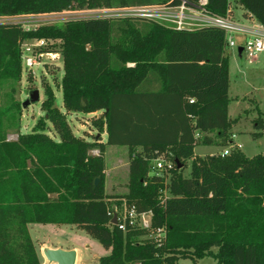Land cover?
I'll use <instances>...</instances> for the list:
<instances>
[{
    "label": "trees",
    "instance_id": "16d2710c",
    "mask_svg": "<svg viewBox=\"0 0 264 264\" xmlns=\"http://www.w3.org/2000/svg\"><path fill=\"white\" fill-rule=\"evenodd\" d=\"M207 1V10L219 16L228 14L234 1L264 27V0ZM179 3L0 0V16ZM43 38L61 42L64 110L102 112L97 127L104 125L106 142L74 136L48 88L45 119L57 139L35 133L8 141L9 132H18L17 124L15 116L0 109V264H41L30 224L75 226L109 250L98 264H175L181 259L196 264L207 256L216 264H264V155L194 154L197 146L233 143L236 120L228 116L229 56L223 31H177L139 18H91L35 30L2 24L0 86L20 79V43ZM254 126L255 136L264 134L262 119L254 120ZM106 146L127 147L123 200L138 212L151 211L152 227H165L161 245L139 240L148 235L145 230L122 231L111 224L116 197L105 193ZM162 153L174 162L167 183L149 175L151 161ZM188 160L190 173L184 177ZM165 188L169 196L162 202L159 193Z\"/></svg>",
    "mask_w": 264,
    "mask_h": 264
},
{
    "label": "rangeland",
    "instance_id": "374dc122",
    "mask_svg": "<svg viewBox=\"0 0 264 264\" xmlns=\"http://www.w3.org/2000/svg\"><path fill=\"white\" fill-rule=\"evenodd\" d=\"M236 2H232L229 14L237 19L243 20L242 13ZM100 9V8H97ZM96 10V9H87ZM69 13L73 10L67 9ZM37 18L39 14H25ZM81 15L67 16L80 17ZM39 17V16H38ZM35 20V19H33ZM29 21V20H28ZM30 23V22H29ZM32 24V23H30ZM53 25H63L54 23ZM168 25L167 23L163 26ZM235 42L239 46L242 39L235 37ZM61 42L56 39H24L20 43L21 52V73L18 81L11 80L3 82L0 86V109H6L10 115L15 116L17 131H11L6 136L8 141H15L19 135L26 136L35 133H41L47 137L57 139L51 124L45 119V110L43 102L46 99L45 91L48 88L54 95V106L64 115L71 132L74 136L85 137L91 141L93 137H100L106 142L104 134V125L102 129H98L97 124L103 122L102 112L91 113H67L62 106V94L60 83L64 74V65L60 54ZM229 56V90L230 99L228 105V116L236 122L232 125L230 136L233 143L225 147L214 146H197L194 154L197 157H205L207 155H218L221 151L227 150L229 154L233 152H243L247 157H253L257 154L264 155V134L255 136L256 128L254 120L262 119L264 122V52L256 58L250 59L246 56H238L237 48L227 50ZM28 56L36 59V64L28 69L25 66L24 58ZM131 66V64H127ZM38 91L39 100L30 103L24 107L23 104L29 100V96L33 91ZM116 157L119 159L115 165ZM105 167L108 169L109 183L112 181L119 184V189L112 191L113 197H116L112 203L113 210L119 212L125 204L123 197L127 194L125 185L128 179V152L125 146H108L104 153ZM191 168V160L186 162V168L183 176L188 177ZM169 177L167 178V182ZM166 182V183H167ZM167 188L159 193V199L167 198ZM43 234L35 230L31 231L32 238L37 244L42 240ZM46 235H52L47 232ZM55 237L59 239L63 245H73L79 249V262L77 264H98V259L107 256L109 252L105 250L96 240L90 238L84 232L63 227ZM151 239L149 235L142 236L139 240ZM89 246V247H86ZM216 252V248L212 249ZM175 264H194L192 260H179ZM196 264H216L212 257H204L197 261Z\"/></svg>",
    "mask_w": 264,
    "mask_h": 264
},
{
    "label": "built area",
    "instance_id": "2783aa9c",
    "mask_svg": "<svg viewBox=\"0 0 264 264\" xmlns=\"http://www.w3.org/2000/svg\"><path fill=\"white\" fill-rule=\"evenodd\" d=\"M207 0H199L197 3H188L185 0H180L178 6L169 7L165 5L152 6H133L120 8H101L96 10H73L72 14L69 11L57 13H44L37 15L35 20H30V15L17 16H0V25L14 24L20 26L24 30H35L41 26L53 25L54 23L65 24L69 21H77L91 18H107V19H128L139 18L146 19L159 23L161 25L168 24L165 27L175 29L177 31L186 30L194 31L203 27H214L223 31L225 37V49L241 48V56L247 58H256L264 52V27L255 21L248 25L234 19L229 13L225 16L211 14L207 10ZM83 15L80 17H67L74 15ZM39 16V17H38ZM29 20V21H28ZM32 24H30V23ZM242 38V44L239 46L235 42V37ZM240 56V57H241ZM25 66L31 69L36 64V59L28 56L24 58ZM189 103H193L190 99ZM198 138V134H195ZM94 155L97 151L92 152ZM220 156H226L227 150H223ZM174 169V162L166 153H162L156 159H153L150 164L149 175L164 178L170 177L171 171ZM164 189L161 191L163 192ZM166 198L162 199L163 202ZM116 216V225L119 230L126 231L129 229H142L148 232L156 245H161L166 236L165 227H152V213L138 212L134 206L123 205L122 209L111 213V217Z\"/></svg>",
    "mask_w": 264,
    "mask_h": 264
},
{
    "label": "crops",
    "instance_id": "0c3cea01",
    "mask_svg": "<svg viewBox=\"0 0 264 264\" xmlns=\"http://www.w3.org/2000/svg\"><path fill=\"white\" fill-rule=\"evenodd\" d=\"M239 9H240V11L242 13V17H243V20H241V21L238 20L239 22L244 23V24H248V25H251V24L255 23V21L253 20V18L250 15L246 16L244 14L245 11L241 7H239ZM230 11L234 12V9H230ZM256 133H258V132L257 131L254 132V134H256ZM104 134L106 135V133H104ZM257 136H259V135H257ZM231 137L234 138L233 135ZM102 142H104V141L102 140ZM107 147L108 146H106L105 151H106ZM127 152H128V149H127ZM118 161H119V159L116 157L115 163H113V165H115L116 162H118ZM127 181H128V179H127ZM109 189H111L112 191L118 190L119 189V184L118 183L115 184L112 181H110V183H109V180H108V169L106 168L105 169V193L107 195L111 196V195H113V193H110ZM125 189H127V182H126V185H125ZM63 227H69V228H72V229H76L75 226H67V225H64V226H56V225H53V224H45V225H43V224H30V225H28V232H29L30 238H31V240H32V242H33V244L35 246V250H36V253L38 255V258H39V261H40L41 264H48V263H46V261H45V259L43 257V254H42V248L43 247H49V248L60 247V248L65 249V250L74 249L77 252V258H76V263L75 264H77L79 262V258H80L79 249L76 248L73 245H63V243L59 239H57L55 237V234H57V231L59 232L61 230V228H63ZM32 230H35L38 233H45V234H43L42 240L38 241V243H39L38 249H37V244H35V242H34V240L32 238V235H31V231ZM76 230H78V229H76ZM78 231H81V230H78ZM47 232H52L53 236L52 235H46ZM81 232H83V231H81ZM86 247H89V246H86ZM107 251L109 252V250H107Z\"/></svg>",
    "mask_w": 264,
    "mask_h": 264
},
{
    "label": "water",
    "instance_id": "95a60500",
    "mask_svg": "<svg viewBox=\"0 0 264 264\" xmlns=\"http://www.w3.org/2000/svg\"><path fill=\"white\" fill-rule=\"evenodd\" d=\"M241 48H238V56H241ZM39 100V93L38 91H33L30 96L29 100H27L23 106L26 107L30 103H35ZM177 163V160H175ZM179 167V166H178ZM99 182V179L94 180V185L96 186ZM111 224L116 225V216L114 215L111 219ZM43 257L48 264H75L77 258V252L74 249L65 250L60 247L57 248H49L43 247L42 248Z\"/></svg>",
    "mask_w": 264,
    "mask_h": 264
}]
</instances>
